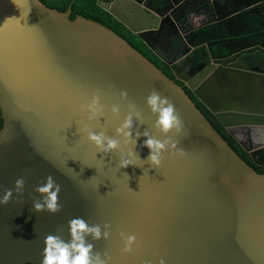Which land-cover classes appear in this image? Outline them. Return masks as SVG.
I'll use <instances>...</instances> for the list:
<instances>
[{
    "label": "water",
    "instance_id": "water-1",
    "mask_svg": "<svg viewBox=\"0 0 264 264\" xmlns=\"http://www.w3.org/2000/svg\"><path fill=\"white\" fill-rule=\"evenodd\" d=\"M180 1L165 0L162 10L142 0L97 4L147 44L144 37L162 29L165 9ZM73 2L58 11L39 0H0V196L15 179L25 181L22 196L14 192L0 205V264H39L44 236L66 240L74 217L109 225V238L92 243L110 264H264V173L246 164L184 89L125 39L80 15L70 19ZM258 27L256 45L207 56L196 64H207L200 73L178 77L250 156L264 150V109L248 97L257 87L264 92V27ZM152 91L167 97L183 121L179 135H168L186 155L165 151L158 169L146 163L118 169L115 152L98 161L101 154L95 157L77 131L84 122L79 105L97 93L105 116L89 127L113 136L131 102L143 117L133 132L163 139L144 105ZM117 103L121 112L113 117L108 109ZM143 139L134 148L140 159L148 155ZM48 175L61 187L54 215L32 209L33 189ZM120 233L136 237L131 252L122 253Z\"/></svg>",
    "mask_w": 264,
    "mask_h": 264
},
{
    "label": "clouds",
    "instance_id": "clouds-1",
    "mask_svg": "<svg viewBox=\"0 0 264 264\" xmlns=\"http://www.w3.org/2000/svg\"><path fill=\"white\" fill-rule=\"evenodd\" d=\"M120 101L127 99V92L119 91ZM144 105L149 114L154 116L152 127L156 129L163 139H157L150 132L144 131L133 132L134 121L143 122L142 112L137 110L136 105L129 102L127 112L123 115L122 120L114 128V135L108 136L103 130L94 131L89 124L97 122L102 116H105V105L101 103L100 96L93 93L86 103L79 105V110L84 114V122H81L77 128L79 133L83 134L84 140L101 154L98 161L104 162V156L112 153H118L116 167L125 169L129 166L140 167V164L146 163L150 168L158 169L162 162V153L165 151L169 155L184 157L185 150L178 146L177 141L171 139L168 135H179L184 127L183 121L177 114L174 105L165 96L158 92H150L144 99ZM113 117L119 116L121 112L120 104H113L108 109ZM143 137L140 143L141 148L148 150L145 159H140L138 151H134L136 141ZM24 179L17 178L14 180L13 188L5 189L0 196V205L7 204L12 198L13 193L22 196L24 192ZM33 191L37 194L38 199L32 200V209L36 213L46 212L54 215L60 211L58 196L61 191L58 184L48 175L44 178L43 183H38ZM67 235L65 240L60 235L47 234L44 236L42 250L40 252L39 264H110V257L107 252L101 254L94 251L92 242L101 239L107 240L110 236L109 225L105 223L103 229L99 224H90L81 217H74L67 221ZM120 240L123 245L122 253L132 251V246L136 243L134 235L120 233ZM158 264H165L163 259Z\"/></svg>",
    "mask_w": 264,
    "mask_h": 264
},
{
    "label": "flooded vegetation",
    "instance_id": "flooded-vegetation-1",
    "mask_svg": "<svg viewBox=\"0 0 264 264\" xmlns=\"http://www.w3.org/2000/svg\"><path fill=\"white\" fill-rule=\"evenodd\" d=\"M164 1L142 0V4L162 10ZM203 1L207 3L201 6ZM179 3L182 4L171 12L165 9L162 29L144 37L147 44L134 36L168 68L173 79L193 101L192 92L178 77L187 79L200 73L207 64H196L205 61L207 56L211 59L233 56L253 39L257 42L258 36L250 32L248 22L255 18L257 26L264 27V0H181ZM122 10L131 9L124 5ZM210 26L212 33H204ZM200 68L203 69L199 71ZM259 154L248 155L253 159ZM259 166L264 170V164Z\"/></svg>",
    "mask_w": 264,
    "mask_h": 264
},
{
    "label": "trees",
    "instance_id": "trees-1",
    "mask_svg": "<svg viewBox=\"0 0 264 264\" xmlns=\"http://www.w3.org/2000/svg\"><path fill=\"white\" fill-rule=\"evenodd\" d=\"M45 6L56 9L58 11H65L67 6L72 0H39ZM99 0H74L71 6L70 19H74L75 15H80L84 18L96 21L107 28L114 31L116 34L125 39L133 48L139 51L143 56H145L149 61H151L156 67H158L164 74L169 78L173 79V76L169 72L168 68L161 63L151 51L145 49V47L135 38L130 31L125 28L121 23L114 19L109 13L103 10L98 4ZM248 28L250 32L257 33L259 28L256 24L255 18L248 22ZM212 26L207 27L204 33H212ZM211 30V31H210ZM210 31V32H209ZM198 33V32H197ZM256 39H253L252 42H249L248 46L256 44ZM197 45V42L196 44ZM192 100V99H191ZM195 106L200 110V112L205 116V118L210 122L212 127L220 134V136L228 143V145L234 150V152L246 162L251 168H253L257 173L263 174L264 170L259 164H264V150L260 152L258 157L254 156L253 159L247 153H245L236 142L226 133V131L219 125V123L214 119V117L206 110V108L196 101ZM2 125V119L0 118V128Z\"/></svg>",
    "mask_w": 264,
    "mask_h": 264
},
{
    "label": "crops",
    "instance_id": "crops-1",
    "mask_svg": "<svg viewBox=\"0 0 264 264\" xmlns=\"http://www.w3.org/2000/svg\"><path fill=\"white\" fill-rule=\"evenodd\" d=\"M248 97L250 98V104L253 98L254 105L257 106V108L264 109V98L262 100V97H264V92L259 90V87L255 88L253 96H252L251 91L248 90Z\"/></svg>",
    "mask_w": 264,
    "mask_h": 264
}]
</instances>
